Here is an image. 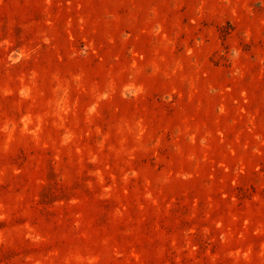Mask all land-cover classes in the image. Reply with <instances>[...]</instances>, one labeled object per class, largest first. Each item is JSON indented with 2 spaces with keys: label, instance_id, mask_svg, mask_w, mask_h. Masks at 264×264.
Masks as SVG:
<instances>
[{
  "label": "rangeland",
  "instance_id": "obj_1",
  "mask_svg": "<svg viewBox=\"0 0 264 264\" xmlns=\"http://www.w3.org/2000/svg\"><path fill=\"white\" fill-rule=\"evenodd\" d=\"M0 264H264V0H0Z\"/></svg>",
  "mask_w": 264,
  "mask_h": 264
}]
</instances>
